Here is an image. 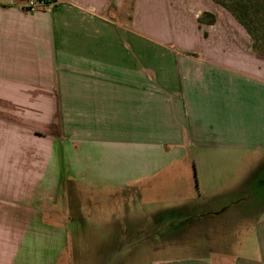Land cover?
Listing matches in <instances>:
<instances>
[{"label":"crops","instance_id":"crops-1","mask_svg":"<svg viewBox=\"0 0 264 264\" xmlns=\"http://www.w3.org/2000/svg\"><path fill=\"white\" fill-rule=\"evenodd\" d=\"M185 1L216 23L200 24L201 15L172 0H133L130 12L127 0H57L50 12L0 0V218L14 212L3 201L31 215L51 185L69 194L83 185L152 186L188 149L196 150L203 171L218 174L233 169L243 153L264 155V54L253 52L224 8ZM151 17L170 23L176 40L147 41ZM225 155L234 161L227 170L226 159L204 163V156ZM256 212L255 248L244 249L245 234L235 230L237 244L216 264H264V204ZM171 232L164 249L187 250L186 236ZM218 234L225 242L228 234ZM251 251L252 258L230 254Z\"/></svg>","mask_w":264,"mask_h":264},{"label":"rangeland","instance_id":"rangeland-1","mask_svg":"<svg viewBox=\"0 0 264 264\" xmlns=\"http://www.w3.org/2000/svg\"><path fill=\"white\" fill-rule=\"evenodd\" d=\"M132 1L127 0L128 12ZM171 3L187 12L189 9L193 17L201 15L185 0ZM125 17L131 19V15ZM198 21L202 24L200 18ZM170 25L158 17L147 18V41L154 43L155 36L176 40ZM187 152L164 167L152 186L139 181L123 187L107 185L105 189L83 185L81 190L71 188L69 194V190L51 185L45 197L32 204L31 215L24 212L25 206L3 201L14 207V212L0 218V264H157L198 258H209L216 264L224 251L232 252L237 244L231 235L235 230L245 234L240 237L243 248L253 250L256 211L264 204V167L260 168L264 155L243 153L230 170L227 167L234 161L228 155L204 156V163L210 165L214 159H226L221 166L227 171L218 174L203 171L195 149ZM52 174L56 170H51ZM63 174L66 178L67 173ZM79 175V179L86 177L85 173ZM212 181L217 184L211 188ZM190 203L193 205L186 209L170 210ZM171 231L186 236L187 240L181 241L187 242V250L164 249L168 248L164 238L168 240ZM150 232L163 234L148 239ZM219 232L228 234L227 242ZM253 252L230 254L252 258Z\"/></svg>","mask_w":264,"mask_h":264},{"label":"trees","instance_id":"trees-1","mask_svg":"<svg viewBox=\"0 0 264 264\" xmlns=\"http://www.w3.org/2000/svg\"><path fill=\"white\" fill-rule=\"evenodd\" d=\"M227 10L246 30L253 41L254 53L264 54V0H213ZM216 17L203 12L202 24L214 25Z\"/></svg>","mask_w":264,"mask_h":264},{"label":"built area","instance_id":"built-area-1","mask_svg":"<svg viewBox=\"0 0 264 264\" xmlns=\"http://www.w3.org/2000/svg\"><path fill=\"white\" fill-rule=\"evenodd\" d=\"M21 5L27 12H50L57 5V0H21Z\"/></svg>","mask_w":264,"mask_h":264},{"label":"flooded vegetation","instance_id":"flooded-vegetation-1","mask_svg":"<svg viewBox=\"0 0 264 264\" xmlns=\"http://www.w3.org/2000/svg\"><path fill=\"white\" fill-rule=\"evenodd\" d=\"M263 167H264V163H263V165L260 168H263ZM223 210L225 211V209H223ZM220 213H222V212H220ZM188 221H189V219H187V221L181 220L180 224L187 223Z\"/></svg>","mask_w":264,"mask_h":264}]
</instances>
